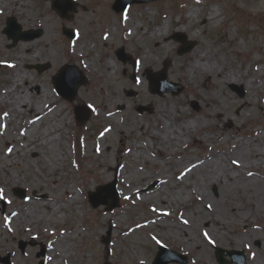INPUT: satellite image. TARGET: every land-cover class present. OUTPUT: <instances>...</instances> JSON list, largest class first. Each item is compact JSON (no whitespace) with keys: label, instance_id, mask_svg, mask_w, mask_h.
<instances>
[{"label":"rangeland","instance_id":"obj_1","mask_svg":"<svg viewBox=\"0 0 264 264\" xmlns=\"http://www.w3.org/2000/svg\"><path fill=\"white\" fill-rule=\"evenodd\" d=\"M30 1L32 7L26 5L25 11L33 16L0 10V93L9 84L8 77L13 72L12 59L21 58L23 69H26L34 78L28 76L27 81L21 84L28 86L25 88L26 97L31 98L34 103L38 96H45L49 89L54 100L51 106H57L59 113L62 110L60 114L65 116V122L60 129L61 135L58 132L55 134L57 138L59 135L62 136L60 138L63 153L59 154L58 160L49 162L45 159L44 153L34 148L41 138L27 136L21 138L18 134L24 130V123H29V120L35 117L37 111L34 105L28 104L23 113L15 116L10 124H5L6 116L4 115L8 112V104L0 103V121L3 123L2 128L0 127V160L7 157L12 172H18L19 165L23 170L21 183L8 187L9 199L14 205L30 206L35 203L36 214L41 215L38 226L31 229L33 236L20 235L21 230L14 226L13 232L19 238L10 242L5 241L10 250L0 254V264H6L7 257L9 264H46L48 258L46 253L48 254L49 246L58 234L68 236L63 243L70 244L69 257L64 259L63 264H85L86 261L88 264H103L106 260L112 264H152L160 251L158 248L160 244L185 258L186 264H220L215 256V247L229 251L234 249L243 251L245 264H252L254 260L264 261V219H255L251 213L245 214V218L234 219V213L229 208V197L222 192V184L210 183L208 179H199L195 171L190 175L186 174L184 180L180 184L177 183L184 169L178 166L183 162L181 159L201 160L214 152L223 153L227 142L213 144L215 138L221 135H233L239 128L232 118H228L229 114L239 117L240 133L243 136L252 135L261 130V125L264 123V112L261 106L264 99V71L257 74V80L253 81L255 86L244 88L241 80L229 84L219 81L217 85L207 86L205 77L199 73L192 75V81L189 82L183 76L184 70L179 67L189 62L195 53L205 50L217 54V61L222 66V74L227 70L235 69L239 73L247 72L243 74L242 80L251 79L257 68L264 67V0H203V2L201 0V9L195 12L196 17L192 19V23H189L188 19L184 22L188 23L187 33L185 32L190 35L188 39L195 40L196 44L192 50L183 54L178 52L180 43L170 38V35L175 31L173 25L177 17L186 14L188 8L199 5L193 0H158L132 4L128 13L113 11L114 0H75L77 4L74 12H71L70 19L61 18L55 10H52L49 0ZM257 2L261 3V8L255 11L253 4ZM219 4H221L219 24L215 29L210 30L211 25L205 19L209 15L208 6ZM10 16L16 17L25 29H43V34L39 37L41 40L30 47V51L21 49L22 41L12 48L8 47L12 42H9L3 29ZM26 17L27 22L24 21ZM36 17H39L41 22H36ZM126 17L130 25L136 23L139 25L137 30L129 36L127 35L130 30L129 24L126 26L124 21ZM167 19H171V24L165 30L164 37L159 39L167 44L161 46L150 42L153 41L148 38L150 32ZM32 20L35 23H32ZM63 26L75 30L74 38L64 35ZM106 33L110 37L104 43L103 35L105 36ZM243 38L246 39L245 43L241 42ZM84 41L81 53L71 52L73 43L78 45ZM121 46L138 60L136 67L130 61L124 63L117 59L115 51ZM33 54L36 55L31 57ZM144 55L152 60L154 71L162 69L165 59H171L167 74L169 77L173 72L178 77L177 79L175 76L177 80L174 81L178 85L172 90L175 94L164 90L161 94L150 92L145 73L148 69L144 64L146 61L139 65ZM87 58L89 67L86 64ZM107 58L117 62L116 72L104 71L103 67ZM35 63L50 65L39 74L34 68H28L29 64ZM64 64L77 65L88 77L87 84L79 88L73 102L65 100L56 92L52 80L53 75L59 72ZM134 72L138 77L135 80L132 79ZM237 85L244 88L243 95L236 88ZM130 89L137 91L136 95H128L126 90ZM197 90L201 93L202 103L194 101ZM113 91L119 101L113 105L118 112L117 118L111 120L105 116L104 103L108 104L112 99L110 92L113 93ZM216 92L220 101L227 100L223 113L214 106ZM208 102L209 107L206 106ZM80 104H86L91 110L89 120L83 126L76 124L74 113L75 106ZM139 104L152 105L155 110L153 113L147 111L139 113L136 110ZM162 105L171 108L174 106V114L168 112L161 116L164 119L170 118L167 120L171 124H176L178 118L196 117L201 124L193 132L204 139L193 142L192 138H188L185 143H174L159 149L157 146L161 137H155L151 133L155 124L160 123L157 116ZM208 110L211 111L210 114L207 113ZM224 113H227L226 116ZM134 117L137 120L131 122ZM5 128L12 137L5 135ZM122 131L125 140L121 139ZM104 132H109L103 138V142L109 145V149L98 155L95 148ZM136 143L142 144L139 146L138 156L130 152ZM20 144L25 146L11 151ZM120 148L127 153L118 158ZM117 159L119 163L124 162V170L137 171L135 176L132 175L131 180L139 183L143 192L153 193L155 200L129 203L122 198L119 191V171L122 166L116 165ZM224 165L226 167L220 170L224 184L225 171L239 174L240 176L237 177L253 175L256 171L251 167L241 169L229 159H225ZM161 169H165L164 174H161ZM99 171L108 173L109 176L98 178ZM2 173L0 170V176L3 175ZM258 173H264V167ZM258 173L255 175H259ZM28 179L30 182H27ZM164 180L167 181L165 185ZM113 181L117 184L116 200L119 205L114 209H110L105 204L92 207L88 199L89 191H95L103 199L112 197L113 202L112 194L107 193L110 189L109 183ZM197 181L201 182L203 192L211 198L204 205L207 212L210 206L217 205L226 211L229 219L233 221L230 224L226 223L228 229L224 236L221 235L213 242L203 236L202 229L197 225L195 227L186 225L191 230L196 245L185 248L181 244L182 236L179 233L175 230V235L168 233L179 224L180 216L189 221H195L197 216L195 210L204 202L195 191L182 199L171 197L168 191L177 188L184 190L194 188ZM68 184L73 186L80 200L75 205L66 207V202L62 201L65 198L64 185ZM19 190L24 191L23 197L20 196ZM184 194H188L187 191ZM234 195L236 196V202H234L246 207V201L242 202L238 189L234 190ZM163 196H167L168 203L162 201ZM259 200L258 197L254 201L259 203L260 207H264V201L259 202ZM39 201H46L48 205L39 206ZM54 202L60 204L58 210ZM53 205L56 215L59 216L57 222L47 219ZM119 208L122 210L119 211ZM201 209L203 210L204 207L202 206ZM160 210L169 211L170 219L161 218L163 214ZM3 211L0 203V224L5 218ZM113 211L119 212L122 216L121 224L129 232L128 235L120 233L112 220L102 218L104 213L111 214ZM211 217H213L212 214ZM151 218L162 220L163 225L151 221ZM72 226L81 227L84 236L80 235L71 239ZM44 228L47 229L44 230ZM51 231L52 234L48 233ZM137 234L142 240L136 243L134 239ZM229 235L235 238L239 236L242 239L241 244H229ZM107 237H109L108 243L105 242ZM22 242L26 243L24 248H22ZM200 246L203 247L202 250H199ZM135 248L138 254L133 257L130 253ZM204 249L205 252H202ZM42 250L44 254L38 255ZM183 261L180 259L168 264H184Z\"/></svg>","mask_w":264,"mask_h":264},{"label":"bare ground","instance_id":"obj_2","mask_svg":"<svg viewBox=\"0 0 264 264\" xmlns=\"http://www.w3.org/2000/svg\"><path fill=\"white\" fill-rule=\"evenodd\" d=\"M196 4H199L197 7H190L187 9L186 14H181L177 17L176 21L174 22V30L175 31H184L187 33L186 29L188 28V23H184L186 19L189 20V23H192V19H194L195 12L200 11L201 9V0H193ZM203 2V0H202ZM26 5H30L32 7V3L30 0H0V10L5 12L15 11L16 13L23 14L26 13L27 16H33L32 14H29V12L26 10ZM220 5V6H219ZM216 6H208L207 12H209V15L205 18L207 22L211 25L210 30L215 29L219 24V14L221 13V4ZM261 3L257 2L253 4V10L258 11V9L261 8ZM32 12V9H31ZM30 12V13H31ZM27 20V17L24 21ZM171 19L165 20L162 24H160L158 27H156L155 30L151 31L148 38H150V42L156 43V45L164 46L167 44V42L162 43L159 41V39L164 37L165 30H167L171 24ZM41 22V19L39 17H36V22ZM27 22V21H26ZM32 23H35L34 20H32ZM129 24V29L127 35H131L133 31H136L139 27L138 23L130 25L129 20L126 21L125 25L127 26ZM102 27V26H101ZM108 29V28H107ZM190 36V35H188ZM110 36L106 35V38L103 40L105 43V40L108 41ZM41 39L36 38L32 40H25L21 42V49H28L30 51V47H33L36 45ZM242 43L246 42V39L243 38L241 40ZM85 41L80 44L73 43L72 44V51L73 53H81L83 50ZM79 48V50H78ZM106 53V52H104ZM36 54H33L31 57H34ZM193 58L187 63H183L179 68L184 70L183 76L185 79H187L189 82L192 81V75H195V73H199L200 75L205 77V82L207 83V86H210L211 84H218V82H223L224 84L229 83H237L238 81H242L244 84V88H249L250 86H255L254 80H257V74H261L264 71V67L257 68L256 71L253 74V77L249 80H242L243 74L247 73H239L237 70H227L223 74L221 73V64L217 61L218 57L215 52H206L205 50L200 51L199 53H195L192 55ZM20 57V56H19ZM146 61V62H145ZM145 62V63H144ZM142 63L146 64V67H153L152 60L149 59L147 56H143L142 60H140V64ZM87 66L89 67V59L87 58L86 61ZM105 66L103 67L105 72H116L117 69V62L115 60H112L110 58H107L105 61ZM250 66V65H249ZM10 67V66H9ZM11 67L13 68V72L9 74L8 81L9 84L5 87V89L0 93V103L8 104V112L5 117V124H10L11 121L15 119V116H17L20 113L24 112V108L28 106V104L34 105L36 109V115L32 118V120H29L28 122L24 123L23 131L18 132L20 137L27 136L29 138H41L40 141L35 145L34 148H36L39 152L44 153V157L49 162H53V160H58L59 154L63 153V148L61 145V127L65 122V116H62L61 111L60 113L58 111V107L55 105L51 106V103L54 102L52 99V93L48 89L45 96H38L34 103H32L31 98L28 99L26 97L27 90L25 88H28V86L21 85L23 81H27L28 76H31L29 72L26 69H23V61L21 58H13L11 62ZM176 75L170 73V80L176 81L175 77ZM32 79H34L31 76ZM176 79V80H175ZM181 79V77L179 78ZM24 90V91H23ZM105 91V88H103ZM23 91V92H22ZM112 99L107 103H104V109H105V116L111 120H113L115 117L117 118V110L113 108V105L118 102V97L116 93L113 91L110 92ZM217 92L215 93L216 96H214L215 102V108L219 110L220 113L224 112V108L226 105V99L223 101H220L217 97ZM196 99L194 101L202 103L201 93L200 91H196L195 95ZM206 99V98H205ZM262 112H264V99L262 100ZM51 106V107H48ZM110 106V107H109ZM120 106V105H119ZM118 106V107H119ZM206 106H210V103L208 102ZM173 108L171 107H165L162 105L159 108V115L157 118L160 120V123H156L154 129L152 130L151 135L157 137L160 136L161 140L159 142V145L157 146L159 149L162 148V146L167 145H173L174 143H185L188 141V138H192L195 141H199L204 139L201 137V135L195 134L193 130L198 127L201 122L198 121L196 117L189 118H178V122L176 124H171L169 122L170 118H162L161 116L168 114L170 112L171 114H174ZM183 109L180 107V111ZM208 114L211 113V111H207ZM227 113H224V116H226ZM223 115V114H222ZM228 118H232L235 124L239 127L237 128V132L233 135H227V136H219L215 138V143L213 144H221L224 142H227V147L223 150V153L219 154L217 152H214L212 154H208L205 158L201 160L196 159H181L183 162L182 164H179V167L184 168L182 170L183 174L178 179L177 183L180 184L182 180H184L185 175H190L194 171L197 172L199 179L206 180L208 179V182H215V183H221L222 184V192L229 197V208L234 213V216L237 220V218H245V216L249 213L253 215V218L255 219H264V207H260V204L255 202V199H259L261 201H264V173H258V171L264 167V123L261 125V130L254 132L252 135L243 136L242 133H240L241 124H239V117H233L231 114L228 115ZM137 119L134 117L131 119V122L136 121ZM264 122V121H263ZM3 123L0 121V127ZM42 127V128H41ZM208 127V125L206 126ZM2 128V127H1ZM0 128V133H1ZM7 128H5V135L9 138L12 137V134L9 131H6ZM59 133V138L56 137V133ZM109 132H105L103 137L100 138L99 144L96 146L95 151L96 153L102 154V151L108 150L109 145L106 144V142H103L104 136L108 135ZM15 135V134H14ZM122 140H125L124 132H121ZM208 137V136H206ZM141 143H136L133 146V149L130 150L135 156H138V150L139 146H141ZM25 146L24 144L18 145V147H14L11 151H15L18 148H23ZM158 149V154L160 153ZM21 150V149H19ZM23 150V149H22ZM10 151V152H11ZM127 152H124L122 148L118 150V158L123 157ZM9 155V154H8ZM7 158V157H6ZM6 158H1L0 160V170L3 172L2 176H0V189H3V199H0L1 208L4 215V222L0 224V254L3 251L10 250L7 248L5 241L8 242L13 241L17 237L16 234L13 232L15 228H18L21 230V234L23 236H33V230L31 229L36 228L39 223V218L41 215L36 214L37 213V206L35 203H33L30 206L27 205H14L12 200L9 199L8 196V187H11L13 185L21 183V178L23 175V170L21 168V165H19L18 172H12L10 169V162ZM225 159H229L233 162L234 165H238L239 168H245V167H251L252 169L256 170L254 171L253 175H245L241 177H237L239 174L231 173L229 171L224 172V178H225V184L223 183V178H221L220 170L223 167H226L224 165ZM117 166H122V168L119 171V191L122 198H124L126 201H129V203H136V202H149L152 200H155V195L151 192H143L141 189V185L139 183H136L131 180L132 175L135 176L137 171H134L133 169H128L127 171L123 169L125 167L124 162L119 163L118 159L116 162ZM110 165V164H109ZM178 166L177 171L178 170ZM161 174L165 173V169H161ZM259 175H255V174ZM109 176L108 173L99 171L98 178H107ZM240 176V175H239ZM102 180V179H99ZM27 182H30V179L27 180ZM196 185L194 188H187L184 190L183 188H177L174 190L168 191V194L171 197H178V198H186L187 196L191 195L192 192H198L199 197H201L202 201L204 202L202 205L198 206V208L195 210L196 212V220L195 221H189L183 216L178 217L180 220L179 224L176 225V227L173 229H170L169 235H175L174 230L179 233L182 236V242L181 244L185 248H191L196 245V241L194 237L192 236L191 230L186 225H190L195 227H200L203 231V236L208 241H216L219 239L221 235L224 236L225 231H227L228 227L227 224H230L231 221L229 219V215L226 211H223V209L219 206H213L209 207L210 209L206 210L205 208V202L211 200V198L206 195L200 184L201 182L197 181L195 182ZM164 185L167 184V181L164 180ZM162 188V187H161ZM73 186L71 184H68L67 186L64 185V195L65 198L62 202H66V207L79 202L80 196L77 192L73 190ZM238 189V193L240 194V199L242 202L246 201V207L243 205H239L235 200L234 190ZM188 194H184L186 192ZM256 196V197H253ZM252 198H255L254 200ZM167 196L162 197L163 202H167ZM61 200V199H60ZM259 200V202H260ZM235 201V202H234ZM39 206L41 205H48V202L46 201H39ZM54 205H57V210L60 207L59 203L54 202ZM51 209L50 215H48L47 219L49 221L57 222L59 219V216L56 215L55 209ZM202 206L204 209L202 210ZM122 208V207H121ZM119 208V211L122 209ZM129 208V207H128ZM163 214L161 218H168L170 219V212L169 211H163L160 210ZM211 214L213 217H211ZM246 214V215H245ZM102 218L107 220H112V223L117 227L123 235H128L127 229L122 227L121 220L122 216L119 214V212H112L110 213H104L102 215ZM153 222H156L160 225H163V221L158 218H151L150 219ZM177 220V219H176ZM178 221V220H177ZM81 225V224H80ZM15 226V228H14ZM82 227V225H81ZM72 226L71 231V239H75L78 236H84L82 228ZM47 228H44L46 230ZM94 230V228H93ZM11 235H8V234ZM52 234L51 232H48ZM66 233V231H64ZM166 234V233H165ZM207 234V235H205ZM238 236V235H237ZM68 236L58 234L52 244L49 246V252L46 253L47 262L46 264H63L64 259L69 257L70 252V244H65L63 241L67 239ZM26 238V237H25ZM142 239L140 235L137 234L134 241L140 242ZM72 241V240H71ZM229 244H241L242 239L238 236L237 238L233 237V235H229ZM73 244V243H72ZM137 248V247H136ZM133 249L131 250L132 253H130L133 257L136 256L137 250ZM203 247H199V250H202ZM128 250V249H127ZM126 250V251H127ZM205 252V249L204 251ZM83 254V253H82ZM103 257L105 255L102 253ZM93 258V255H92ZM85 259V257H84ZM255 258H253L254 260ZM84 264V263H83ZM85 264H88L87 261ZM252 264H264V261L258 262L256 260L252 261Z\"/></svg>","mask_w":264,"mask_h":264},{"label":"water","instance_id":"obj_3","mask_svg":"<svg viewBox=\"0 0 264 264\" xmlns=\"http://www.w3.org/2000/svg\"><path fill=\"white\" fill-rule=\"evenodd\" d=\"M141 1H149V0H116L114 4V9L116 11H121L124 8H127L131 3L135 2H141ZM54 2V8L60 10L62 16L67 17L70 16L68 15V12L74 9V3L72 0H53ZM20 26L16 23V20L14 18L9 19L8 21V27L6 29L7 33H9V36L13 37L14 39H31L34 38L35 36L40 34V31H26V32H21L20 31ZM64 32L68 36H72V33L70 30L64 28ZM180 40L184 43L183 46L181 47V51H188L192 48L193 44L186 43L185 36H180ZM118 55L120 58H122L124 61H127L129 56L125 54L123 50L118 51ZM169 60H166L164 62V69L160 71L159 73H150L149 74V80L150 84L152 87L153 92H159L162 93L163 90L167 91L169 90V83L168 78H167V68L169 66ZM87 83V78L83 75V73L73 65H65L61 68L59 73L54 77V84L57 88V91L65 98L70 101H73L75 97L77 96L78 89L82 84ZM235 87V86H234ZM240 91L241 94H243V90L241 87H236ZM146 107L143 106H138V110L142 112ZM152 108L149 109L150 112H152ZM76 118H77V123L79 125H83L87 122L89 119L91 110L87 108L84 105H80L76 107ZM19 194L21 197L25 195L24 191L19 190ZM108 193L112 194L114 197V202H109L107 199H98L97 196L91 195V202L94 206H98L100 204H107L110 206L111 209L116 207L118 205L117 200H116V190H115V184L110 187L108 190ZM25 246V244L23 245ZM169 250H166V248L162 249V252L160 254L159 259L155 262V264H167L170 261L173 260H179L176 259L175 257L171 256H165L166 252ZM217 258L218 260L222 263L225 264L227 261L224 258V254H230L233 259L231 262L235 261L236 257H240V264H245V259L242 255V253H239L238 251H225L221 248L217 249ZM184 262H186V259H184Z\"/></svg>","mask_w":264,"mask_h":264},{"label":"snow or ice","instance_id":"obj_4","mask_svg":"<svg viewBox=\"0 0 264 264\" xmlns=\"http://www.w3.org/2000/svg\"><path fill=\"white\" fill-rule=\"evenodd\" d=\"M0 199H3V189H0ZM207 235V234H205Z\"/></svg>","mask_w":264,"mask_h":264},{"label":"flooded vegetation","instance_id":"obj_5","mask_svg":"<svg viewBox=\"0 0 264 264\" xmlns=\"http://www.w3.org/2000/svg\"><path fill=\"white\" fill-rule=\"evenodd\" d=\"M42 34H43V33H41V35H42ZM41 35H40V36H41ZM17 43H19V42H17ZM17 43H16V45H17Z\"/></svg>","mask_w":264,"mask_h":264}]
</instances>
